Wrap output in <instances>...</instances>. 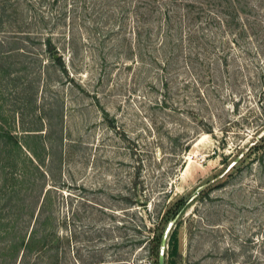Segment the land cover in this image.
<instances>
[{"label":"rangeland","instance_id":"obj_1","mask_svg":"<svg viewBox=\"0 0 264 264\" xmlns=\"http://www.w3.org/2000/svg\"><path fill=\"white\" fill-rule=\"evenodd\" d=\"M263 132L264 0H0V264L153 262L236 158L165 264H264Z\"/></svg>","mask_w":264,"mask_h":264},{"label":"water","instance_id":"obj_2","mask_svg":"<svg viewBox=\"0 0 264 264\" xmlns=\"http://www.w3.org/2000/svg\"><path fill=\"white\" fill-rule=\"evenodd\" d=\"M263 134H264V132H263ZM237 160L238 159L236 158L233 162H231L226 167V169L220 175H218L215 178H213V180H210V181L206 182L205 184H202L199 187H197L189 196H187L183 200V202L172 213V215L167 220V222H166V224H165V226L163 228L162 234H161V238H160V242H159V250H158V260H157V264H165V248L167 246V242H168V239H169V235H170V233L172 231V228L175 226V221L179 217V215L185 210V208L189 204V202H191L198 194H200V192L204 188H206L213 181H215V180L223 177L232 168V166L237 162Z\"/></svg>","mask_w":264,"mask_h":264},{"label":"trees","instance_id":"obj_3","mask_svg":"<svg viewBox=\"0 0 264 264\" xmlns=\"http://www.w3.org/2000/svg\"><path fill=\"white\" fill-rule=\"evenodd\" d=\"M222 21V20H221ZM262 137H260V139H261ZM262 141V140H261ZM252 147H249L248 148V150H250ZM163 231V230H162ZM162 231H161V233H160V235L158 236V238L156 239V243H157V245H156V249L155 250H152V253H154L153 254V256H155V258H154V260H153V264H157V260H158V250H159V242H160V238H161V234H162ZM147 243H150V239H148V241H147ZM176 251V241L173 243V245H172V251H171V253H170V255L172 256L173 254H174V252ZM165 257H166V255H165ZM156 259V260H155ZM165 261H166V258H165Z\"/></svg>","mask_w":264,"mask_h":264},{"label":"built area","instance_id":"obj_4","mask_svg":"<svg viewBox=\"0 0 264 264\" xmlns=\"http://www.w3.org/2000/svg\"><path fill=\"white\" fill-rule=\"evenodd\" d=\"M146 264H152V261L151 260H148Z\"/></svg>","mask_w":264,"mask_h":264}]
</instances>
